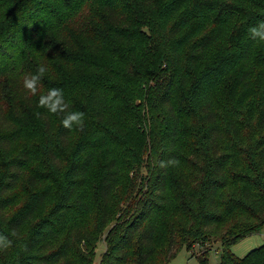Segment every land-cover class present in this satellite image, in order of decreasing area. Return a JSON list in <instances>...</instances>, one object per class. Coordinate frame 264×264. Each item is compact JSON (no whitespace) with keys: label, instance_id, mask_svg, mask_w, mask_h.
<instances>
[{"label":"trees","instance_id":"16d2710c","mask_svg":"<svg viewBox=\"0 0 264 264\" xmlns=\"http://www.w3.org/2000/svg\"><path fill=\"white\" fill-rule=\"evenodd\" d=\"M262 22L264 0H0V264H93L102 238L100 264H264L231 251L264 230Z\"/></svg>","mask_w":264,"mask_h":264},{"label":"rangeland","instance_id":"374dc122","mask_svg":"<svg viewBox=\"0 0 264 264\" xmlns=\"http://www.w3.org/2000/svg\"><path fill=\"white\" fill-rule=\"evenodd\" d=\"M213 51V52H212ZM214 53V55H212ZM216 49L212 48L207 54L206 58H211L216 56ZM207 65L211 62L206 61ZM205 62V64H206ZM264 245V230L257 235H252L236 245H234L231 248L232 253L237 256V257H244L247 255L249 252L252 250H255L259 248L260 246ZM106 250V245L104 243V239L97 244L96 249H95V256H94V261L93 264H100L101 256ZM191 252L186 251V249H182L180 253L169 263V264H198L196 255L199 254V249L197 246H194ZM219 251H220V244H214L209 253H208V260L210 264H219Z\"/></svg>","mask_w":264,"mask_h":264},{"label":"clouds","instance_id":"9594fccd","mask_svg":"<svg viewBox=\"0 0 264 264\" xmlns=\"http://www.w3.org/2000/svg\"><path fill=\"white\" fill-rule=\"evenodd\" d=\"M251 37L253 39L264 40V22L260 23L257 26H254L250 29ZM45 72V68L41 66L39 68V73L43 74ZM40 79L39 75H33L31 78L25 79V87L30 90L32 93L37 91V83ZM52 98H55L54 100ZM52 101L49 103V101ZM41 104L47 108H49L53 112L62 111L66 104L64 102L63 91L58 88H53L49 90L46 96L41 97ZM65 128H71L74 124L77 126H82L83 124V113L80 112H72L65 116L62 121ZM10 241H8L5 237L0 236V245L7 247Z\"/></svg>","mask_w":264,"mask_h":264}]
</instances>
